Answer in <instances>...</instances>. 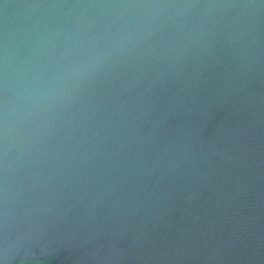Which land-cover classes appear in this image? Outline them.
I'll list each match as a JSON object with an SVG mask.
<instances>
[{
    "label": "water",
    "instance_id": "1",
    "mask_svg": "<svg viewBox=\"0 0 264 264\" xmlns=\"http://www.w3.org/2000/svg\"><path fill=\"white\" fill-rule=\"evenodd\" d=\"M0 264H264V0H0Z\"/></svg>",
    "mask_w": 264,
    "mask_h": 264
}]
</instances>
